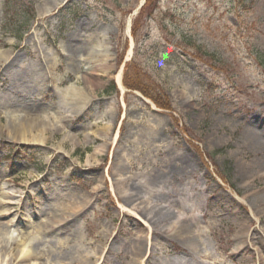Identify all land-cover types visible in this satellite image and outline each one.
I'll use <instances>...</instances> for the list:
<instances>
[{
  "label": "rangeland",
  "instance_id": "obj_1",
  "mask_svg": "<svg viewBox=\"0 0 264 264\" xmlns=\"http://www.w3.org/2000/svg\"><path fill=\"white\" fill-rule=\"evenodd\" d=\"M244 1L0 0V264H264V182L233 157L264 146V0Z\"/></svg>",
  "mask_w": 264,
  "mask_h": 264
},
{
  "label": "bare ground",
  "instance_id": "obj_2",
  "mask_svg": "<svg viewBox=\"0 0 264 264\" xmlns=\"http://www.w3.org/2000/svg\"><path fill=\"white\" fill-rule=\"evenodd\" d=\"M1 58L3 59V57H1ZM6 59H9V57L6 58ZM116 80H117V83H118L120 89L123 91L124 88H123V85H122L121 73L118 74ZM65 94H66V92H65ZM67 96L65 98V105L66 106L68 105V97ZM35 125L43 127V128H48V127L49 128H55V130H58V127L56 128L55 125H53V124L50 125V123L40 124V122H35V121L28 122L26 120L17 122L16 119L15 120L11 119V121L7 123L6 128L5 127L4 128L8 132H14V134H16L18 136H26V134H28L29 131L30 132H35V128H36ZM0 126H2L1 120H0ZM21 142H28V140H26L24 137H22ZM236 146H237V151L233 153V157L240 164V169L246 171L247 175L245 176V179H244L245 185L250 186L251 183H254V180H256V179L264 182V146L262 145L261 147H259V145H257L256 142L251 141V140L249 141V143H247V142H243L242 144H238L237 143ZM249 152L255 153L256 154V159L253 160V161H250V162H245L244 156L247 155V153H249ZM257 195L264 196V190L259 192V193H257ZM2 199H4V197H2ZM241 200L245 203V198L241 199ZM262 201L264 203V197H263ZM58 210L59 209L54 210L53 212H51V215L49 217L51 220H53V222L55 224H61L62 221L64 220V219H60L59 217H57L58 215L56 213L58 212ZM2 212H3V214L1 216H6V215L10 214L9 210L0 211V213H2ZM252 215L253 216H257V214L254 213V212H252ZM176 218H178L180 221L183 220L181 215H179ZM179 223H177V222L168 223V226H169L168 227V232L179 234L180 233V227L178 226ZM60 228H62V227H60ZM239 230H240V232L237 234V237L241 238V240L243 241V243L246 246H248L249 244L253 245V244H257V243L259 245H261L259 240L256 241L255 236L250 235L249 228H248V221L243 220V222L240 223ZM31 232L33 234H35L33 231H31ZM212 233L214 235H216L214 232H212ZM3 234H4V232H2V230H0V235L2 236ZM66 236H67V238H61L60 237V238L54 239L52 241L53 247L54 246L58 247V244H62L63 246H65L66 244L68 245L69 241L71 239H70L69 235H66ZM20 237L22 238V236L19 235L17 237V239L20 238ZM29 243H32V241L30 240ZM16 245L17 244L13 245V246H15V254H13L14 251H12V250H10V253H8V254L12 253L13 256L16 257L15 259L20 260V262H26V261H30V260L33 259L32 255H31V251L29 250V247L28 248H21V247L20 248H16ZM143 248H144L143 250H144L145 255H146V252H147L146 244L144 245ZM0 249H2L1 252L7 251V247L3 246V245L0 246ZM257 250L260 251L259 249H257ZM79 256L81 257V255H79ZM91 261H92V258H91ZM81 262H84V263H81ZM3 264H5V263H3ZM74 264H90V260L88 262L87 260L82 259V260L76 261Z\"/></svg>",
  "mask_w": 264,
  "mask_h": 264
},
{
  "label": "trees",
  "instance_id": "obj_3",
  "mask_svg": "<svg viewBox=\"0 0 264 264\" xmlns=\"http://www.w3.org/2000/svg\"><path fill=\"white\" fill-rule=\"evenodd\" d=\"M244 0H238L239 3L243 2ZM245 2V1H244ZM28 27V25H25L21 30L24 31L26 30ZM137 79V77H135ZM138 80V79H137ZM125 86L130 89V90H135V91H141L145 96L149 95L147 94V92H145L142 88L138 87V85L136 84H125ZM153 94H150V97H152L151 99L155 102V104L159 107H163V103L160 102L159 98H158V90H152Z\"/></svg>",
  "mask_w": 264,
  "mask_h": 264
}]
</instances>
